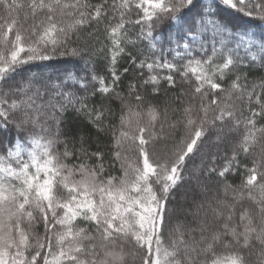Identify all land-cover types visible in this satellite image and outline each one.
<instances>
[{
  "label": "snow or ice",
  "instance_id": "6c2138e0",
  "mask_svg": "<svg viewBox=\"0 0 264 264\" xmlns=\"http://www.w3.org/2000/svg\"><path fill=\"white\" fill-rule=\"evenodd\" d=\"M261 25L264 0H0V264H264Z\"/></svg>",
  "mask_w": 264,
  "mask_h": 264
},
{
  "label": "trees",
  "instance_id": "16d2710c",
  "mask_svg": "<svg viewBox=\"0 0 264 264\" xmlns=\"http://www.w3.org/2000/svg\"><path fill=\"white\" fill-rule=\"evenodd\" d=\"M234 23L243 26V25L250 24L251 22L247 21L245 19L236 18V19H234ZM262 28H264V25H261L259 27H254L253 30L256 32H260ZM69 67H71V64L64 61V60H53V61L42 62L38 65L31 66L30 72H40V73H44V74L57 75V74L62 73L65 68H69ZM261 74H264V73H261ZM17 79H19V77ZM230 179L232 180L233 183L238 184L240 177L239 176H237L235 178L230 177ZM187 187H188V184L185 183L179 189H177V191L175 193L177 206L180 205L181 197H182V195H183V193ZM129 261L131 264V258H129Z\"/></svg>",
  "mask_w": 264,
  "mask_h": 264
}]
</instances>
